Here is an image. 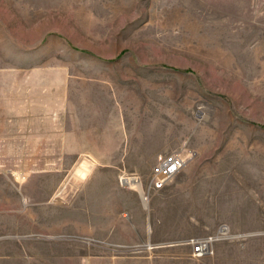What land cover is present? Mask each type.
I'll return each instance as SVG.
<instances>
[{
  "label": "rangeland",
  "instance_id": "374dc122",
  "mask_svg": "<svg viewBox=\"0 0 264 264\" xmlns=\"http://www.w3.org/2000/svg\"><path fill=\"white\" fill-rule=\"evenodd\" d=\"M109 97L124 120L119 165L32 156L34 139L47 149L53 135L75 136L87 105ZM172 152L184 167L166 191H147L157 157ZM86 164L121 169L117 183L152 222L171 213L179 254L190 237L224 231L220 264L240 246L237 264H264V0H0V264H83V239L70 260L51 231L56 205L85 198ZM243 169L247 200L230 207ZM147 242L140 255L163 264Z\"/></svg>",
  "mask_w": 264,
  "mask_h": 264
},
{
  "label": "crops",
  "instance_id": "0c3cea01",
  "mask_svg": "<svg viewBox=\"0 0 264 264\" xmlns=\"http://www.w3.org/2000/svg\"><path fill=\"white\" fill-rule=\"evenodd\" d=\"M86 109L91 115L87 117L91 118L90 120L86 118L84 124L79 123L74 131L69 132L75 133V136L70 135L69 139L62 140L60 133L53 135L47 149L43 147L46 140L37 137L34 139L36 148L32 150L34 152L32 156L52 157L56 155V151L63 150L76 156L84 154L83 158L94 161L96 159L97 163L103 166L119 165L125 156L126 135L118 101L109 97L105 108L94 102L91 108L87 105ZM56 126H58L56 129H61L59 127L61 123ZM26 144V147L25 144L22 145L14 156L28 155V142ZM90 167L91 164L87 170L89 172L84 189L85 198L81 195L69 198L67 202L56 205L58 208L53 211L51 232L56 235L54 245L59 248L54 251L59 255L63 257L68 255L70 260L74 259L78 248L77 239H83L81 247L84 248L83 264H162V261H156L154 256L140 255L146 250L142 248L143 243L148 241V248L164 249L163 264H220L222 255L227 253L220 246L214 247L213 255L199 259L192 258L190 254H179L174 249L173 241L181 237L183 232L174 231L173 219L167 218L171 213L166 211V218L154 219L153 222L151 215L141 213L139 197L135 191L120 187L116 181L115 175L121 169ZM225 176L220 178L222 183L229 180ZM233 177H235L233 186L238 193L230 194L228 201L230 207L246 202L247 195L244 193L245 190L242 191V184L250 179L245 169ZM171 182L157 192L166 191ZM26 216L28 219L31 218L29 213ZM152 223L155 225L154 229ZM24 227L22 225V228ZM244 247L228 249L229 264H237L238 255ZM148 251L150 250L145 252Z\"/></svg>",
  "mask_w": 264,
  "mask_h": 264
},
{
  "label": "built area",
  "instance_id": "2783aa9c",
  "mask_svg": "<svg viewBox=\"0 0 264 264\" xmlns=\"http://www.w3.org/2000/svg\"><path fill=\"white\" fill-rule=\"evenodd\" d=\"M185 165L184 157L179 153H169V154H161L157 157L155 164L151 167L150 177L145 182V189L151 191H158L163 189ZM129 177H122L121 181L124 184L132 185L126 183L125 179ZM136 184L140 189L142 185V181L136 177ZM224 229V228H223ZM223 235L225 232H218ZM214 233L210 235H206L204 237H190L187 240V244L190 247V256L192 258H203L205 256L213 254V244L219 238V234Z\"/></svg>",
  "mask_w": 264,
  "mask_h": 264
},
{
  "label": "bare ground",
  "instance_id": "6f19581e",
  "mask_svg": "<svg viewBox=\"0 0 264 264\" xmlns=\"http://www.w3.org/2000/svg\"><path fill=\"white\" fill-rule=\"evenodd\" d=\"M83 162H85V161H83ZM82 164V163H81ZM85 166V165H84ZM79 168V167H78ZM82 169H84V173H81L80 171V173H81V175L79 174V176H81V177H83V175L87 172V170L89 169V164H86V168H82ZM78 172V173H79ZM20 173V172H19ZM75 174H77V173H75ZM78 175V174H77ZM19 176V178H23L22 176H24L23 174H19L18 175ZM80 177V178H81ZM124 181H127L126 183H129V184H136L137 182H136V176H130L128 179H125Z\"/></svg>",
  "mask_w": 264,
  "mask_h": 264
}]
</instances>
